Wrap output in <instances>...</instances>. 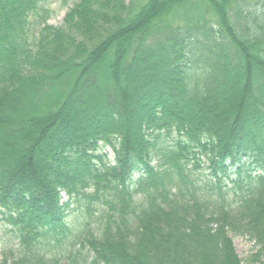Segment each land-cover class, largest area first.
Returning a JSON list of instances; mask_svg holds the SVG:
<instances>
[{
	"label": "trees",
	"instance_id": "obj_1",
	"mask_svg": "<svg viewBox=\"0 0 264 264\" xmlns=\"http://www.w3.org/2000/svg\"><path fill=\"white\" fill-rule=\"evenodd\" d=\"M48 1L0 0V264H264V0Z\"/></svg>",
	"mask_w": 264,
	"mask_h": 264
},
{
	"label": "rangeland",
	"instance_id": "obj_2",
	"mask_svg": "<svg viewBox=\"0 0 264 264\" xmlns=\"http://www.w3.org/2000/svg\"><path fill=\"white\" fill-rule=\"evenodd\" d=\"M71 4L69 3L68 6H64L59 0H49L47 2V5L51 13L49 16L50 18L48 19V23L52 25L61 24L64 18V15L67 11V8ZM234 101L239 102V97H234ZM100 150L102 154H107L108 160L110 161L113 160L114 154L110 147L104 144H101ZM199 171L207 173L205 166H202V168ZM75 206H76V201L74 200L72 207H75ZM83 222L84 221L81 218L80 208L76 209L69 215L68 223L74 229L73 236L74 234H77L79 231L83 230V227H84ZM91 227H94V226L91 225ZM232 236H233V242H234V246L236 248L237 253L246 262L249 256L252 253L257 251L258 246L256 245V242L253 239H251L248 235H232ZM78 240L80 242V237ZM76 241L77 240L75 239L73 243H76ZM76 246H77L76 249L79 248V250L82 251V254L86 253V250L81 248L80 244L76 243ZM69 247L70 249H72V245H70ZM20 250H21V247H20L19 237L16 235V232L13 230V228L3 220L2 214H0V261L5 256H13V254L18 253Z\"/></svg>",
	"mask_w": 264,
	"mask_h": 264
}]
</instances>
